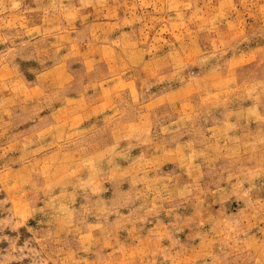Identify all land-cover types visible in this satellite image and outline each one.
I'll return each mask as SVG.
<instances>
[{"label":"rangeland","instance_id":"1","mask_svg":"<svg viewBox=\"0 0 264 264\" xmlns=\"http://www.w3.org/2000/svg\"><path fill=\"white\" fill-rule=\"evenodd\" d=\"M0 264H264V0H0Z\"/></svg>","mask_w":264,"mask_h":264}]
</instances>
